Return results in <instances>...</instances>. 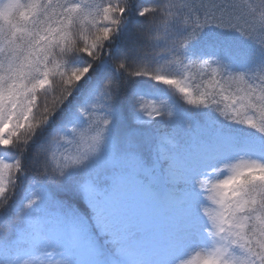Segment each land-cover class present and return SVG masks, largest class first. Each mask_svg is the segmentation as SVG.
<instances>
[{"label":"snow or ice","instance_id":"6c2138e0","mask_svg":"<svg viewBox=\"0 0 264 264\" xmlns=\"http://www.w3.org/2000/svg\"><path fill=\"white\" fill-rule=\"evenodd\" d=\"M0 264H264V0H0Z\"/></svg>","mask_w":264,"mask_h":264}]
</instances>
